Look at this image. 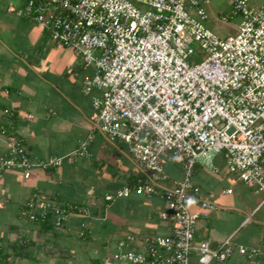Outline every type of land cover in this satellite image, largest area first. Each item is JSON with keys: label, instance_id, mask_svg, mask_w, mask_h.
<instances>
[{"label": "built area", "instance_id": "built-area-1", "mask_svg": "<svg viewBox=\"0 0 264 264\" xmlns=\"http://www.w3.org/2000/svg\"><path fill=\"white\" fill-rule=\"evenodd\" d=\"M211 1L20 0L7 7L39 23L48 46L72 48L86 68H95L83 85L93 100L94 132L128 144L139 170L133 185L106 200L132 192L165 200L160 217L170 234L128 235L117 247L122 261L221 264L237 251L260 264L262 252L237 244L234 236L219 244L197 238L199 218L219 208L194 182L197 165L217 170L220 156L229 173L264 196V0H231L233 12L222 19L239 17L240 23L237 35L226 38L205 24ZM194 41L207 53L203 62H190ZM1 134L10 153L0 158V179L10 170L28 179L35 169L91 158L94 135L65 157L38 160L13 128L0 126ZM171 154L184 157V176L168 185ZM195 203L200 212L191 209ZM22 211L28 221H51L57 229L72 214H90L83 205L39 193Z\"/></svg>", "mask_w": 264, "mask_h": 264}, {"label": "crops", "instance_id": "crops-1", "mask_svg": "<svg viewBox=\"0 0 264 264\" xmlns=\"http://www.w3.org/2000/svg\"><path fill=\"white\" fill-rule=\"evenodd\" d=\"M11 3L18 5L20 0H0V126L20 134L38 160L65 157L81 142L94 138L91 158L35 169L28 179L22 171L10 170L0 179L4 254L0 264H92L94 258L112 264L118 245L128 235L170 234L168 223L160 217L165 208L160 196L132 192L129 197L106 200L115 190L133 185L139 170L128 144L94 132L93 100L83 93V85L87 76L96 74L95 68H86L72 48L48 46L39 23L7 12ZM9 153L7 137L1 134L0 158ZM178 157L182 160L173 168L183 172L184 157ZM201 166L194 182L219 208L206 210V216L199 218L198 240L210 238L219 244L234 236L237 244L260 250V264H264V196L237 177L226 184L220 174L221 181L198 178ZM183 176L168 175L166 184ZM35 193L58 195L61 201L87 207L90 214H72L64 227L46 230L23 216V206ZM191 209L201 211L197 203ZM20 244H25L24 255L15 254ZM233 259L249 264L237 251L226 263Z\"/></svg>", "mask_w": 264, "mask_h": 264}, {"label": "rangeland", "instance_id": "rangeland-1", "mask_svg": "<svg viewBox=\"0 0 264 264\" xmlns=\"http://www.w3.org/2000/svg\"><path fill=\"white\" fill-rule=\"evenodd\" d=\"M260 1L262 0L254 1V5L260 3ZM208 12L210 16L205 21V24L208 28L212 29L215 33H217L222 38L237 35L238 25L240 23L239 17H232V18H228L227 20L222 19V16L224 14L230 15L233 12V4L231 0H212L211 3L208 5ZM192 46L195 48L196 54L193 56L190 62L191 63L203 62L207 57L206 51L202 49L201 44L199 42H195V41L192 42ZM181 160H182L181 157L173 156V154L166 157V165H165L166 174L169 175L170 177L180 176L181 173L183 172L178 169L174 170L173 167L175 165V162L177 163V162H180ZM214 165H216V168H217L216 172L211 170L210 168L212 167H210L209 165H207L206 167L201 166L199 170L198 178L205 177L208 180H214V181H221L222 178H226V181L224 182V184H226L228 181H230L232 177L233 178L237 177L236 174H233V173L231 174L226 170V163L224 160H222L220 156H218V158L215 160ZM219 174L224 177L220 178ZM221 184L223 183L221 182ZM262 196L263 194H260V197ZM226 262L221 263V264H225ZM129 263L128 261H125V263L120 261L118 256L115 255V258L112 264H129ZM226 264H237L236 259H233L232 261Z\"/></svg>", "mask_w": 264, "mask_h": 264}, {"label": "trees", "instance_id": "trees-1", "mask_svg": "<svg viewBox=\"0 0 264 264\" xmlns=\"http://www.w3.org/2000/svg\"><path fill=\"white\" fill-rule=\"evenodd\" d=\"M200 165L201 164L197 165V167L200 166ZM197 167H196V170H197ZM38 224L42 225V227L44 229H46V230L56 229V227L52 224L51 221H42V223H38ZM24 245L25 244L18 245L17 248H16L17 250H15L16 251L15 254H17V255H24V253H23L24 252V249H23V246ZM0 257H2V258L4 257L3 250H1V249H0ZM92 264H101V259L100 258H94V259H92Z\"/></svg>", "mask_w": 264, "mask_h": 264}]
</instances>
